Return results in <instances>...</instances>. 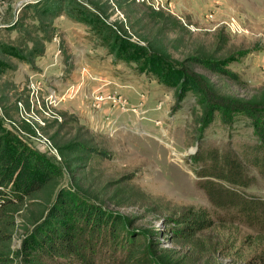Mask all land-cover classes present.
I'll use <instances>...</instances> for the list:
<instances>
[{"label":"rangeland","instance_id":"obj_1","mask_svg":"<svg viewBox=\"0 0 264 264\" xmlns=\"http://www.w3.org/2000/svg\"><path fill=\"white\" fill-rule=\"evenodd\" d=\"M263 108L264 0H0V130L60 170L0 208V264H87L25 243L61 189L102 217L75 240L92 264H264L254 228L179 223L209 206L200 141H264Z\"/></svg>","mask_w":264,"mask_h":264},{"label":"trees","instance_id":"obj_2","mask_svg":"<svg viewBox=\"0 0 264 264\" xmlns=\"http://www.w3.org/2000/svg\"><path fill=\"white\" fill-rule=\"evenodd\" d=\"M210 67L221 69L214 64ZM180 77L182 85L192 88L189 78ZM189 159L197 178L196 186L206 196L209 206L191 208L182 214L179 223L185 230L203 232L216 222H230L264 234V199L246 192L256 184L257 177L264 182V141L242 144L235 150L221 149L202 140ZM59 171L44 156L0 130V208L35 198L50 186ZM95 210L71 190L61 189L33 222L25 243L32 250L40 249L42 243L60 246L59 249L72 252L75 261L92 264L88 255L91 246L79 248L75 240L83 235L79 227L87 233L99 230L102 217ZM3 224L0 219V229ZM261 260L264 262V249Z\"/></svg>","mask_w":264,"mask_h":264},{"label":"water","instance_id":"obj_3","mask_svg":"<svg viewBox=\"0 0 264 264\" xmlns=\"http://www.w3.org/2000/svg\"><path fill=\"white\" fill-rule=\"evenodd\" d=\"M30 0H27V2H29Z\"/></svg>","mask_w":264,"mask_h":264}]
</instances>
